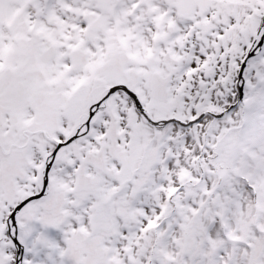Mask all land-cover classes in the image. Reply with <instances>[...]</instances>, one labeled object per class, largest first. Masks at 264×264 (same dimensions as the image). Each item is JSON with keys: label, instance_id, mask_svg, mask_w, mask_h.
<instances>
[{"label": "snow or ice", "instance_id": "6c2138e0", "mask_svg": "<svg viewBox=\"0 0 264 264\" xmlns=\"http://www.w3.org/2000/svg\"><path fill=\"white\" fill-rule=\"evenodd\" d=\"M0 264H264V0H0Z\"/></svg>", "mask_w": 264, "mask_h": 264}]
</instances>
